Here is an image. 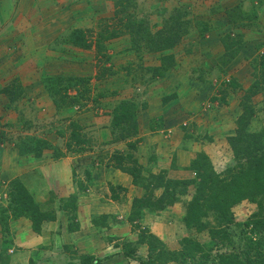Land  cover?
Here are the masks:
<instances>
[{
	"label": "rangeland",
	"instance_id": "obj_1",
	"mask_svg": "<svg viewBox=\"0 0 264 264\" xmlns=\"http://www.w3.org/2000/svg\"><path fill=\"white\" fill-rule=\"evenodd\" d=\"M76 28L86 30L90 49L71 42ZM143 29L176 41L147 47ZM263 51L264 0H0V204L8 203L9 185L19 177L44 208L58 212L40 234L28 233L26 218L14 220L18 242L0 264H81L80 255L89 253L102 264L121 253L125 258L112 264H141L149 255L148 244L139 243L142 230L170 249H180L184 236L199 238L217 260L219 253L239 251L257 205L246 200L233 208L232 240L222 244L209 229L183 227L195 185L175 205L129 220L133 198L143 190L133 186V192L122 181L126 191L117 189L120 198L113 199L120 176L112 171L123 173L113 155L129 150L124 126L114 119L125 101L136 109L139 129L131 139L140 142L131 151L154 173L197 176L169 164L182 148L188 150L183 161L204 151L222 172L235 163L228 136L246 105L255 108L250 129L264 128V92L253 87L262 78ZM39 139L48 142L39 141L40 153L21 152ZM73 197H79L81 227L70 232L72 216L58 205ZM96 203L102 211L118 210L111 221L93 210ZM208 221H215L213 214ZM87 233L96 247L81 241ZM3 240L0 227V252ZM213 259L206 264H217Z\"/></svg>",
	"mask_w": 264,
	"mask_h": 264
},
{
	"label": "trees",
	"instance_id": "obj_2",
	"mask_svg": "<svg viewBox=\"0 0 264 264\" xmlns=\"http://www.w3.org/2000/svg\"><path fill=\"white\" fill-rule=\"evenodd\" d=\"M136 30L140 31L141 26L139 25ZM143 31V34L150 39L145 41L147 47L164 48L172 46L176 41L175 35L162 34L158 38L150 29H143ZM70 39L74 45L82 49L92 47L84 28L74 29ZM166 59L171 61L173 57ZM260 67L262 78L253 87L257 88L258 92L260 90L264 92V51L261 55ZM54 88L53 94L56 93L59 96L60 88L58 86ZM66 88L68 89L69 86ZM251 92L254 93L253 90ZM131 106L133 105L126 106L125 101L122 109L116 111L114 119L115 125L124 126L125 131L121 138L129 140L127 144L129 150L117 151L113 155L114 166L129 173L133 178V184L143 190L142 195L133 198V211L129 216L131 222L141 220L145 211H161L175 205L182 200V195L189 192V186L195 185L196 191L186 204V212L182 219L183 227L189 230L196 228L199 232L209 229L211 238H219L223 244L227 240L228 242L232 240V233L228 226L236 220L233 208L246 200L257 205V209L244 223L249 227L250 232L241 236L243 243L239 251L219 253L217 260L212 258V247H208V243L199 238L184 236L181 239L180 249H170L157 235L148 234L142 230L139 243L148 244L149 255L146 259L141 257V264H168L169 262L189 264L191 260L194 264H206L211 259L217 260V264H264V128L256 131L250 129L254 106L252 104L245 106V115L238 118L236 133L228 136L235 163L219 172L215 169L210 155L200 151L192 158L189 165L182 167L197 175L188 178L168 176L167 170L164 169L154 173L148 167H144L139 158L134 155L131 150L137 151L140 141L131 137L138 132L140 121L135 114L136 109L132 110ZM39 141L41 145L48 146V142L39 139L26 142L21 152L24 154L39 149L38 153H40L43 146ZM81 142L82 140L79 141L80 144ZM175 166L180 167L176 161ZM144 171L149 174L145 175ZM111 189L114 192L113 199L116 200L120 198L118 194L120 191L117 193V189L126 191V187L120 184L112 186ZM158 189H162L160 195L157 194ZM7 201V204H0V227L4 237L0 259L7 258L8 248L17 245L16 230H13L12 226L14 220L26 218L31 229L40 234L47 221L58 218V212L44 208L42 203L36 200L26 182L19 177L12 179L8 188ZM58 206L62 214L68 218L72 216L68 226L70 232L78 230L81 227L78 221L79 197H73L71 200L64 199ZM210 214H213L215 221H208ZM101 217L105 223L109 222L108 215L103 214ZM127 254L132 253L127 252ZM80 257L81 264H102L103 262L100 257L92 253L81 254Z\"/></svg>",
	"mask_w": 264,
	"mask_h": 264
},
{
	"label": "crops",
	"instance_id": "obj_3",
	"mask_svg": "<svg viewBox=\"0 0 264 264\" xmlns=\"http://www.w3.org/2000/svg\"><path fill=\"white\" fill-rule=\"evenodd\" d=\"M156 152V151H155ZM183 152H188V150H186V149H184V148H182V151H179V153H178V156H175V158H176V164L178 165V166H180V167H184V166H187V165H189L190 164V162H191V160H192V158L193 157H195L196 156V153H194V154H192V155H190V157H188V161L186 162V161H183V159H185V153H183ZM182 153V154H181ZM158 154V153H157ZM184 155V156H183ZM149 159H150V157H149ZM156 158H154L152 161H153V163H155V162H157V160H155ZM140 162L142 163V161H141V159H140ZM169 164H171V167L173 166L174 167V158H173V161L171 162L170 161V163ZM157 165L158 166H161L158 162H157ZM170 167V166H169ZM175 168H176V166H175ZM178 168V167H177ZM113 173H114V175H117V176H120L118 179H120V181H117V182H119V184L122 182V181H124V186H126V187H129L130 189H132V191L133 192H136V189H133V186H135L134 184H133V178H132V176L131 175H128L127 173H121L120 171V173L118 172V170H116V169H113V171H112ZM188 173H190L189 172V170L187 171ZM137 187V186H136ZM129 189V190H130ZM121 195V194H120ZM113 202H115V200H113ZM100 205H98L97 203L95 204V208L93 209V210H96L97 212H99V213H101L102 215L103 214H106V215H108V219H109V221H111V219H112V217H114V215H115V213H117V211L118 210H112V211H109V210H106V211H102L101 209H100V207H99ZM119 212H120V210H119ZM117 223H119V222H117ZM30 227V226H29ZM80 231V230H79ZM79 231H77V232H79ZM115 231V230H114ZM28 233H32V234H35L34 233V231L30 228V230H29V232ZM82 235V237L84 238V239H82L81 241L83 242V243H85L86 245H87V247L88 248H93V247H96V244H95V242H94V240H95V237L93 236V235H91L90 233H87V234H85V235H83V234H81ZM92 236V237H91ZM16 241L18 242V236H16ZM74 242H77V244H79L78 243V241H74ZM80 246H81V244H80ZM84 251H86V250H84ZM87 251H90V250H87ZM95 251V250H94ZM122 257H124V255H122V253L121 254H114L113 255V257H110V261H113V262H115V263H117V262H119V261H122ZM125 258V257H124ZM112 262V263H113ZM111 263V264H112ZM124 263V262H123Z\"/></svg>",
	"mask_w": 264,
	"mask_h": 264
}]
</instances>
